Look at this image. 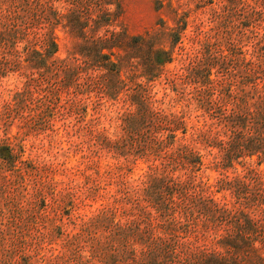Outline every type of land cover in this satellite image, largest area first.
<instances>
[{
    "label": "rangeland",
    "instance_id": "rangeland-1",
    "mask_svg": "<svg viewBox=\"0 0 264 264\" xmlns=\"http://www.w3.org/2000/svg\"><path fill=\"white\" fill-rule=\"evenodd\" d=\"M0 264H264V0H0Z\"/></svg>",
    "mask_w": 264,
    "mask_h": 264
}]
</instances>
